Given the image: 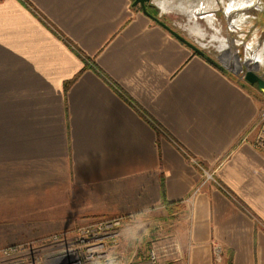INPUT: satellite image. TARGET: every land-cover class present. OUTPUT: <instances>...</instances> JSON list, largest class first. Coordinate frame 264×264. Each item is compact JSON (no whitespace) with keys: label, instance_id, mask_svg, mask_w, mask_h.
Instances as JSON below:
<instances>
[{"label":"crops","instance_id":"1","mask_svg":"<svg viewBox=\"0 0 264 264\" xmlns=\"http://www.w3.org/2000/svg\"><path fill=\"white\" fill-rule=\"evenodd\" d=\"M226 15L263 31L264 0H231ZM249 50L247 64H264V37ZM240 79L133 0H0V226L8 214H70L73 190L98 214L165 208L163 179L186 208L189 264H211L215 247L232 264H264V152L243 140L264 102Z\"/></svg>","mask_w":264,"mask_h":264},{"label":"rangeland","instance_id":"2","mask_svg":"<svg viewBox=\"0 0 264 264\" xmlns=\"http://www.w3.org/2000/svg\"><path fill=\"white\" fill-rule=\"evenodd\" d=\"M213 1L215 3H213ZM229 1L231 0H225L223 2L222 0H193V5L188 4V11L190 10V8H192L194 11H197L196 13H194L195 15L193 13L191 14L188 11H181L175 8L172 9V11H167L165 14H163L162 18L173 28L188 36L192 35L189 29H192L191 32L200 34L198 31V25L193 24L191 19L197 18L200 28L204 29L206 32L205 36L201 35V43L205 46L206 49H210L212 52H214V49L209 46L208 42L210 38L209 36L213 33V30L211 29L212 27L208 24L206 17L204 16L211 11V8L214 4L218 3L219 5L211 13L214 14L217 25L221 24V29H219V32L222 36H224L222 38H230V36L227 34L229 24L227 21L228 17L226 15V6L229 4ZM153 6L157 9V12L160 13L159 8L155 5ZM190 14L191 16H189ZM256 16L259 15L257 14ZM256 20L257 19L254 18H248L241 28H243L242 30L246 32L247 39L254 40L261 38L262 41L264 37V29L263 31H261V29L259 28L260 26ZM256 24H258L257 27ZM260 25H262V23H260ZM256 28H258V30H255ZM195 35L193 34L191 37L197 39ZM200 39L201 38H198V40ZM217 40L218 42L220 41V39ZM244 49L245 45L240 47V55H242L243 57L252 56L251 53L246 52ZM243 65L247 66V64ZM252 66L254 67V65ZM261 69L263 71L264 66H262ZM240 80L244 81L243 79ZM259 95L264 102V94L260 93ZM249 128L247 129V131L249 130ZM72 203L73 208H76V211H73L70 214L65 211H58L55 214L47 212H44L43 214H8V219L14 220H10L9 222H7V225L3 223L0 226L2 231V236H0V239L2 238L0 249L5 245L20 243L27 240H44L52 234L57 233L62 235L63 242H70L74 240V233L72 231L81 224L99 218L125 215L126 218L123 220V224L121 227L120 242L121 254L125 261L124 264H142L144 262H147L146 264H189L188 260L190 255V229L189 220L187 219L188 216L187 214L184 216L186 208L183 207V205H176V213L169 212V210L165 206L166 209L152 208L146 212L136 214L134 216H129V214H98L83 209L86 208L85 206L88 203L87 197L84 195V193L77 190L72 191ZM37 215L39 217H37ZM182 216H184L183 219L178 220L179 217L182 218ZM18 218H20V220H16ZM36 219L42 220V222L36 223L41 227L32 229V227L35 225ZM31 221L35 222H32L31 225L29 224L31 223ZM56 245L57 244H51L49 246V250H53ZM149 250H156L158 253L159 258L155 263L151 262V260L149 259ZM133 254L137 257L136 259H132ZM211 264H228L227 257L224 254L223 250H221V258H219L218 252L215 250V248H213Z\"/></svg>","mask_w":264,"mask_h":264},{"label":"built area","instance_id":"3","mask_svg":"<svg viewBox=\"0 0 264 264\" xmlns=\"http://www.w3.org/2000/svg\"><path fill=\"white\" fill-rule=\"evenodd\" d=\"M154 5L159 8V14L161 16L167 11H172L164 10L159 4V1H156ZM214 9L215 8H211L209 13ZM215 23L216 27L221 29V24L217 25L216 19ZM211 29L214 33L213 27ZM189 31L192 35L196 34L191 32L192 29H189ZM227 34L230 36V38L225 39L229 44L228 50L221 48V39L224 36L220 34L217 38H212L213 35L210 34L208 42L209 46L214 49V52L205 48L201 43L202 36H198L199 34L195 35L197 39L192 38V35H185L196 42L203 50L207 51L206 53L209 56L222 64L226 69H234L237 71V69L233 68L231 65L234 58L237 57L239 63L242 64V68L238 70V76L245 80L244 75L246 66L243 64H247L246 60L251 56L243 57L240 55V47L245 45L244 50L250 53V46L254 44L255 39H247L246 32H244L238 24L229 25ZM198 38L201 39L198 40ZM217 39H220V41L218 42ZM258 40L259 39L255 40V42ZM227 51L229 54L226 55ZM232 53L233 55H231ZM262 66H264V64L257 66V68L253 70L264 77V70L262 71L261 69ZM248 68L250 67L248 66ZM262 93L264 94V92ZM243 140L249 141L255 148L264 152V108L259 113L257 119L252 123L249 130L244 134ZM191 159L204 170L203 166H201L198 161L194 158ZM204 172L206 173L205 170ZM206 179H209V176H207ZM222 188L228 193L226 188ZM125 218V215H117L114 217L90 220L79 225L72 231L74 233V240L70 242H63L62 235L57 233L45 238L46 240H27L20 243L5 245L0 249V264H124L125 261L120 251V242L121 227ZM51 244L57 245L50 251L49 246ZM215 250L218 252L219 258H221V249L215 247ZM158 258L159 256L156 250L149 251V259L151 262L155 263Z\"/></svg>","mask_w":264,"mask_h":264},{"label":"water","instance_id":"4","mask_svg":"<svg viewBox=\"0 0 264 264\" xmlns=\"http://www.w3.org/2000/svg\"><path fill=\"white\" fill-rule=\"evenodd\" d=\"M156 1L159 0H133V5L134 6H140L142 11L151 17L155 22L159 23L162 25L164 28H166L171 34H173L175 37H177L179 40L184 42L187 46H189L194 52L201 56H209L205 50H203L202 47H200L196 42H194L192 39H190L188 36H186L184 33L178 31L177 29L173 28L171 25H169L159 14L158 16L153 15L152 13L149 12L148 10V5H154ZM210 58H212L210 56ZM214 60V58H212ZM215 62H218L214 60ZM219 63V62H218ZM220 64V63H219ZM222 66V64H220ZM231 71L235 74H239V71L231 69ZM244 79L251 85L257 86L259 91L264 92V77L261 76L259 73L256 71L248 68L246 66V71L244 75Z\"/></svg>","mask_w":264,"mask_h":264},{"label":"trees","instance_id":"5","mask_svg":"<svg viewBox=\"0 0 264 264\" xmlns=\"http://www.w3.org/2000/svg\"><path fill=\"white\" fill-rule=\"evenodd\" d=\"M25 1V0H24ZM148 10L150 13H152L153 15L155 16H158V12H157V9L153 6V5H148ZM84 57V59L88 62L90 59L86 57V55H82ZM204 58H206L208 61H210L211 63L217 65L219 68H221L224 72L230 74L231 76H235V77H238L237 75H235V73H233L231 70H228L226 68H224L223 66H221L218 62H215L212 58H210V56H203ZM69 84V83H68ZM67 84V85H68ZM244 84H249L246 80H244ZM161 192H162V196H163V199H162V203L167 207V209L169 210V212L171 213H176V204L172 203V202H169L166 198V194H165V188H164V180L162 179L161 180ZM227 262L228 264H232V258L231 256L228 255V258H227Z\"/></svg>","mask_w":264,"mask_h":264},{"label":"bare ground","instance_id":"6","mask_svg":"<svg viewBox=\"0 0 264 264\" xmlns=\"http://www.w3.org/2000/svg\"><path fill=\"white\" fill-rule=\"evenodd\" d=\"M159 1H160V0H159ZM161 3H162V1H161ZM226 55H227V54H226ZM247 65H248V64H247ZM236 66H237V65H236ZM239 66H240V65H239ZM239 66H238V67H239ZM248 66H249V67H251L252 65H250V64H249ZM238 67H237V68H238ZM255 68H257V67H255ZM250 69H252V70H253V69H254V67H251Z\"/></svg>","mask_w":264,"mask_h":264},{"label":"flooded vegetation","instance_id":"7","mask_svg":"<svg viewBox=\"0 0 264 264\" xmlns=\"http://www.w3.org/2000/svg\"><path fill=\"white\" fill-rule=\"evenodd\" d=\"M237 58V57H236ZM238 59V58H237ZM249 65V64H248ZM257 67V66H256ZM242 68V64H241V67L238 69V70H240ZM255 68V67H254Z\"/></svg>","mask_w":264,"mask_h":264}]
</instances>
